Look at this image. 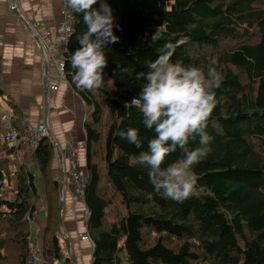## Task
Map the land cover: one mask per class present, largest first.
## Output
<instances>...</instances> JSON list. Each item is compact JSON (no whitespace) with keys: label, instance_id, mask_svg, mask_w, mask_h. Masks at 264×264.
<instances>
[{"label":"trees","instance_id":"trees-1","mask_svg":"<svg viewBox=\"0 0 264 264\" xmlns=\"http://www.w3.org/2000/svg\"><path fill=\"white\" fill-rule=\"evenodd\" d=\"M116 20L115 44L104 74L112 88L81 89L73 81L70 58L86 31L73 11L72 31L63 53L62 71L86 107L87 233L90 264H264V0H107ZM99 7V3L95 6ZM159 29L161 39L150 45ZM184 40L172 62L202 69L215 62L221 76L217 105L206 128L210 152L194 166L195 192L178 203L156 192L148 169L135 164L154 130L143 114L126 108L141 92L136 73L148 71L165 43ZM128 69L124 71L123 69ZM11 118L17 112L11 108ZM137 128L143 147L118 133ZM199 137L189 148L199 147ZM55 151L43 133L30 151L44 184L47 221L43 264H73L62 253L59 181L50 170ZM182 157L177 150L164 166ZM0 165V264H28L29 216L40 196L31 170ZM5 187L13 198L1 193ZM149 194L151 197L149 198Z\"/></svg>","mask_w":264,"mask_h":264},{"label":"crops","instance_id":"crops-1","mask_svg":"<svg viewBox=\"0 0 264 264\" xmlns=\"http://www.w3.org/2000/svg\"><path fill=\"white\" fill-rule=\"evenodd\" d=\"M61 2L62 0H0V117L8 113L20 137L19 161L11 152L6 130L0 127V165L2 169L10 171L12 183L16 181L13 172L17 165L21 164L25 170L34 173V182L41 196L36 212L28 222L31 232L29 239L30 245L36 244L40 251L35 264L37 261L43 264L41 249L47 221L44 184L36 163L30 157L33 148L30 149L24 143V138L28 127L48 126L56 142L50 170L60 184L62 253L69 256L73 264H90L92 242L90 238H79V234L88 235L87 217L78 214L79 210L85 208V204L72 197L66 172L67 153L74 148L79 166L86 173V107L82 98L60 76L57 68V59H61L65 51V47L61 45L65 37L60 23ZM47 33L52 49L47 44L41 45L39 41ZM50 83H56L58 88L50 89ZM11 108L17 112L13 119ZM61 164L65 169H61ZM1 196L13 198V193L5 187ZM62 262L63 259L54 263Z\"/></svg>","mask_w":264,"mask_h":264},{"label":"clouds","instance_id":"clouds-1","mask_svg":"<svg viewBox=\"0 0 264 264\" xmlns=\"http://www.w3.org/2000/svg\"><path fill=\"white\" fill-rule=\"evenodd\" d=\"M99 3V7H95ZM66 5L82 15L86 31L77 37L79 47L73 52L70 64L75 69L73 81L77 87L95 90L111 84L105 80L108 65V45L120 39L116 35V20L107 0H66ZM69 32L72 29H67ZM161 39L159 29L152 34L150 45ZM185 43L168 42L158 49V57L147 64L148 71L136 73L141 81V92L126 108L135 107L143 114V124L154 130L155 137L148 141L133 163L148 169V178L156 192L165 198L182 203L196 190L194 166L210 152V136L206 132L209 118L216 105L215 89L221 76L211 62L205 69L172 62L176 49ZM128 71V69H123ZM118 135L136 148L143 147L137 128H129ZM199 137V147L189 144ZM179 150L182 157L164 166L166 158ZM151 194H149V198Z\"/></svg>","mask_w":264,"mask_h":264},{"label":"built area","instance_id":"built-area-1","mask_svg":"<svg viewBox=\"0 0 264 264\" xmlns=\"http://www.w3.org/2000/svg\"><path fill=\"white\" fill-rule=\"evenodd\" d=\"M60 23L65 31V37L63 41H61V45L66 47V42L71 32L67 29L70 27L72 29L73 25V10L70 9L66 5V0H62L60 5ZM41 45L47 44L49 48L52 49V45L50 44L49 34H44L40 38ZM63 57L61 59H57V68L60 73L61 77H64L63 71ZM50 89L56 90L58 85L56 83L49 84ZM0 127L6 130V139L11 144V152L16 156V159L20 161V154H19V144H20V137L16 128L13 126L10 115L8 113H4V117H0ZM45 132L44 126L38 127H28L26 130V136L24 138V143H26L30 149L34 148L37 144L38 140L40 139L41 135ZM67 168L66 172L69 177V183L71 185V195L79 203H84V189L86 186V173L82 170L79 166L77 160V152L74 148L70 149L67 153ZM61 169H65L64 165L61 164ZM3 183V180L0 179V184ZM83 217H87L88 209L85 207L82 210L78 211ZM26 220L31 221L29 216L25 217ZM79 238L81 240H89V236L87 234H79ZM40 251L37 250L36 244H33L30 248V254L28 258V264H35V261L39 259Z\"/></svg>","mask_w":264,"mask_h":264},{"label":"rangeland","instance_id":"rangeland-1","mask_svg":"<svg viewBox=\"0 0 264 264\" xmlns=\"http://www.w3.org/2000/svg\"><path fill=\"white\" fill-rule=\"evenodd\" d=\"M104 76H105V80L107 81V80H109V79H111L110 77H109V75L108 74H104ZM112 80V79H111ZM110 88H112V82H111V84H106L105 85V87H103V88H101V89H110ZM101 89H95V91H97V93H99L100 94V92H101ZM29 224V223H28ZM32 242V241H31ZM67 249V246L65 247V250ZM57 262V261H56ZM55 262V263H56ZM54 263V264H55ZM37 264H41V262L40 261H37ZM60 264V263H59Z\"/></svg>","mask_w":264,"mask_h":264},{"label":"water","instance_id":"water-1","mask_svg":"<svg viewBox=\"0 0 264 264\" xmlns=\"http://www.w3.org/2000/svg\"><path fill=\"white\" fill-rule=\"evenodd\" d=\"M44 128H45V132H46V134L51 138L53 144L56 145V142H54V140H53V138H52V136H51V133H50V130H49L48 126L45 125ZM60 205H61V201H59V206H60Z\"/></svg>","mask_w":264,"mask_h":264}]
</instances>
